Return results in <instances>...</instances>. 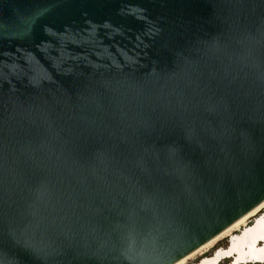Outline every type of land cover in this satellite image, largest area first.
<instances>
[{
    "label": "water",
    "instance_id": "obj_1",
    "mask_svg": "<svg viewBox=\"0 0 264 264\" xmlns=\"http://www.w3.org/2000/svg\"><path fill=\"white\" fill-rule=\"evenodd\" d=\"M264 199V0H0V264H169Z\"/></svg>",
    "mask_w": 264,
    "mask_h": 264
},
{
    "label": "bare ground",
    "instance_id": "obj_2",
    "mask_svg": "<svg viewBox=\"0 0 264 264\" xmlns=\"http://www.w3.org/2000/svg\"><path fill=\"white\" fill-rule=\"evenodd\" d=\"M226 238L228 239L224 240L226 243H221ZM212 247L214 252L211 251ZM221 262L264 263V199L169 264H221Z\"/></svg>",
    "mask_w": 264,
    "mask_h": 264
},
{
    "label": "rangeland",
    "instance_id": "obj_3",
    "mask_svg": "<svg viewBox=\"0 0 264 264\" xmlns=\"http://www.w3.org/2000/svg\"><path fill=\"white\" fill-rule=\"evenodd\" d=\"M225 239H223V241L221 243L225 244L226 241H224ZM249 264H254V263H249ZM257 264H264V263H257Z\"/></svg>",
    "mask_w": 264,
    "mask_h": 264
}]
</instances>
